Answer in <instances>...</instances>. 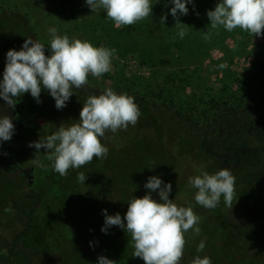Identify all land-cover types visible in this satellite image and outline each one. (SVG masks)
<instances>
[{"label": "trees", "instance_id": "16d2710c", "mask_svg": "<svg viewBox=\"0 0 264 264\" xmlns=\"http://www.w3.org/2000/svg\"><path fill=\"white\" fill-rule=\"evenodd\" d=\"M193 2L194 7L193 4L187 5L188 14L179 17L180 22L187 28V35L183 40L177 36L176 20L170 14L169 9L172 4L169 0H157V2L152 0V14L135 23V28H163L160 31L164 32L156 35L151 41L153 43L160 41L158 46L162 44L171 47L164 52L177 67H174V73L177 74V70L181 72L183 69L184 77L172 78L168 82H158L156 79L154 81H157V86L149 91V84L134 76L132 79L123 80V90L127 91V95L134 97L135 103L140 108V115L146 118L147 124L150 127L157 125L160 145L163 144L164 149L173 156L176 179L172 187L174 202L176 203L178 195L182 194L186 201L185 207L191 205L192 208L194 206L196 208L198 205L194 200L196 189L187 184L184 186L190 187L188 189L182 186L183 181L198 174L197 172L193 174L198 164L202 169L213 172L221 168L230 169L235 177L234 186L241 184L242 181H249V178L244 179V177H249L251 171L240 176L246 162H257L255 164L259 165L260 169L256 171L264 172V42L259 44L252 42L250 39L252 34L239 28L231 32L225 31L223 27L211 29L207 11L213 9L218 0H193ZM10 14L18 16L17 13ZM21 15L20 23L15 18L7 20L3 14H0V78L5 67L6 45L12 44L14 48H20L14 36L5 34V28H30L29 32L33 39L42 42L33 30L35 26L32 19L25 13ZM95 15L88 11L84 18L76 23L77 28H97L94 26L93 17L102 21L103 28H115L113 21L106 17L103 10ZM56 19V26L69 25L73 28L70 19L64 18L61 12L56 14ZM208 30L212 32V36L209 40H205L203 33ZM165 32L171 37L164 34ZM30 34H27L28 37L31 36ZM172 39L174 42L171 41ZM143 44L145 47V43ZM136 49V52L139 51L141 54L139 55L141 62L147 63L146 49L138 47ZM45 51L48 54L47 48ZM214 51L219 52L220 56L214 58L212 56ZM147 52L149 53V50ZM251 56L252 61L245 60ZM183 58L185 62L182 61ZM209 59L214 66L219 67V72L216 74V83H220L219 87H216L215 82L211 85L207 84L211 70L205 67ZM162 64L163 61H158V65L162 66ZM187 66L189 69L186 73L184 67ZM113 79L116 82L117 79ZM133 83L136 88L132 92L130 88ZM74 91L67 104L75 106L77 103L82 107L88 94L81 89ZM41 93L50 96L44 90ZM23 102L34 117L32 132L37 133L41 139L55 132L60 125L67 126L73 123L69 109L51 120L41 116L40 111L37 110L38 103L29 93L24 94ZM36 151L35 148H29L30 161L39 159L47 166V170L37 167L40 176L31 191H17L10 186L12 184L10 182L7 183L5 190L0 189V219L6 221L4 223L0 221V231H6L10 242L8 248L11 252L12 250L15 252L12 255L9 252L10 254L5 257L0 256V259L5 261L10 259L19 261L22 247H38L33 234L37 224L42 227L43 237L50 245L57 242L55 236H50L52 228L56 227L66 229L67 233H70L64 240L66 244L72 235L76 237L74 241L83 242L84 237L76 234L75 220L86 214L97 199L95 191L88 182L77 181L75 171L69 169L68 175L60 176L52 171L51 162L43 153L44 149H40V153ZM182 159L186 160L183 165ZM97 160L101 166L110 165L113 161L109 153L106 159ZM129 165V162L122 164V168H117L106 181L109 189L120 191L122 188L124 191V194L120 195V202L118 201L122 205L121 209L115 208L117 201L112 200V197L107 200L110 214L114 215L118 212L122 218L128 204L121 180L124 178L125 169L130 168ZM1 184L3 185V182H0ZM257 185L264 186L258 183ZM153 193L156 198L157 193ZM235 193L233 199L239 202ZM255 200L259 203L261 198L257 197ZM5 208H10L11 211L5 212ZM219 216L223 217L222 212ZM253 217L257 218V215ZM115 231L121 234V242L117 241V237L116 239L114 236V238L110 237L112 248H115L111 252H115L117 258L122 260L118 264H130V255L132 256L133 253L131 237L118 226ZM191 232L189 230L185 233L186 243L180 264H192L197 255L201 257L206 255L205 250L197 253L196 247L190 243L188 237Z\"/></svg>", "mask_w": 264, "mask_h": 264}, {"label": "clouds", "instance_id": "9594fccd", "mask_svg": "<svg viewBox=\"0 0 264 264\" xmlns=\"http://www.w3.org/2000/svg\"><path fill=\"white\" fill-rule=\"evenodd\" d=\"M92 13L101 10L113 21L117 28L131 26L152 14V0H84ZM157 2V0H156ZM170 14L176 20L177 36L183 40L187 28L179 17L187 15L188 4L193 0H169ZM198 14V13H197ZM210 28L223 27L225 31L239 28L254 36L264 35V0H218L213 9L207 11ZM166 19V17L164 18ZM47 46L32 37H27L19 50L10 48L6 52L5 67L0 78V98L10 109L16 106L17 98L29 93L40 103L42 90L55 101V107H66L74 89H84L89 76L100 77L112 69L115 48L95 46L92 42L68 35H61L55 26L47 28ZM210 30L203 33L209 40ZM46 47L48 54H46ZM140 116V108L133 96L117 93L106 88L99 94L88 95L79 113L78 123L60 125L52 134L43 139L29 142L36 153L44 149L45 158L51 162L52 171L60 176L68 175L69 169H80L94 158L106 159L108 147L102 143L106 132L116 133L134 126ZM15 125L9 116H0V144L10 141ZM33 165L47 170L39 159ZM86 174L77 173V181L85 183ZM188 184L196 189L195 202L214 209L223 198L228 207H233L235 177L228 168L214 173L201 171L189 177ZM147 193L127 201L123 215L108 214L103 209L104 224L101 231L107 233L111 226H118L131 237L133 257L141 258L144 264H180L184 254L185 233L191 230L199 235L201 217L194 213L191 205L178 206L169 198L172 184L161 177L150 176L144 184ZM157 193L154 198L152 193ZM10 212V208H5ZM91 244V242H90ZM205 249L201 239L196 247L197 253ZM96 264H115L107 256L100 255ZM192 264H212L209 256L197 255Z\"/></svg>", "mask_w": 264, "mask_h": 264}, {"label": "rangeland", "instance_id": "374dc122", "mask_svg": "<svg viewBox=\"0 0 264 264\" xmlns=\"http://www.w3.org/2000/svg\"><path fill=\"white\" fill-rule=\"evenodd\" d=\"M88 11L91 10L84 0H0V14H3L7 20L15 18L20 23L22 22L21 13L27 14L34 23L35 28L33 30L46 46L49 42V35L46 30L55 26L61 35L66 34L70 38L86 39L95 46L116 49V54L112 59L111 71L102 74L100 77L89 76L88 84L84 89H81L82 92L88 95L99 94L106 88H112L117 93L126 94L127 91L123 90V80L132 79L134 76L139 77L141 81H146L149 84V91L154 90L157 86V81H154L156 79H158V82H168L172 78L181 79L184 77L185 70L183 69L181 72L177 70V74L174 73L175 63L164 52L170 50L168 48L171 47L162 44L158 46L160 41L154 43L151 41L156 35L164 32L160 31L163 28H135V24L124 26V28H117L116 26L115 28H103L102 21L96 17L93 18L95 19L94 26L97 28H77L76 23L84 18ZM59 12L62 13L64 18L70 19L69 22H71L73 28L69 25L63 27L55 25V21L58 19H56V14ZM10 13H17L18 16ZM92 15L96 16L95 13H92ZM29 31L30 28H5V34L14 36L20 47L28 37L27 34H30ZM164 34L171 37L169 33L165 32ZM30 35L32 37V34ZM239 37L240 35H238ZM250 39L252 42L259 44L264 42V35H252ZM171 41L174 42L173 39ZM8 43H10L9 40ZM143 43H145V47H143ZM137 47L146 49L147 63L141 62L139 57L141 54L139 51L136 52ZM10 48H14V46L7 44L6 52ZM15 49L19 50L20 48L15 47ZM212 56L217 58L220 55L219 52L214 51ZM246 59L253 60L252 56ZM158 61H163L162 66L158 65ZM182 61L185 62V58ZM184 68L187 73L189 67ZM205 68L211 70L207 84L216 83V74L219 72V67L214 66L209 59L206 61ZM239 73L241 72L239 71ZM113 78L117 79L116 82ZM131 86L130 90L133 92L136 85L133 83ZM219 86L220 83H216V87ZM66 107L57 109L54 99L41 93L37 110L40 111L42 117L53 120L69 109L73 123H78L82 107L77 103L75 106L67 104ZM53 108L56 109L53 110ZM4 113H7V111L0 113V116H4ZM147 123L146 118L140 115L134 126L129 125L126 129L118 130L116 133L106 132L102 143L109 149V155L113 160L110 165L101 166L98 163L99 161L94 158L91 163L80 169H72L75 173L84 172L86 174V182L90 184L91 189L95 191L97 196L90 210L82 215L80 219L75 220L76 234L84 237L83 242L74 241L76 237L72 235V238L66 244L64 240L69 237L70 233H67L66 229L56 227L55 229L52 228L50 236H55L57 242L50 245L43 237L42 227L37 224L33 234L38 247H22L19 261L0 259V264H96L100 255L114 260L115 264L121 263L122 260L117 258V254L111 252L115 248H112L113 243L111 244L109 239L110 237H115V239L117 237V241L121 242V234L115 231L116 226H111L107 233L101 231V226L104 224L102 210L107 209L108 211L110 208V205H107V200L112 197V200L120 202V195L124 194V191L122 188H120V191L119 189H109L106 185L107 178L115 173L122 164L130 163V168L125 169L124 178L121 180V185L127 195V201L134 197H142L147 193L148 190L144 188V184L150 176L158 174L164 182H170L172 187L176 183L173 156L164 149L163 144L160 145L157 125L154 124V127H150ZM185 163L186 160L182 159L181 164ZM255 163L246 162L244 169L241 170L242 173L239 174L241 177L250 171L251 173L248 174L249 177H244V179L249 178V181H242L241 184L234 186L235 195L240 201L236 202L233 199L232 208L224 204L223 198L214 209H206L200 205H196V208L193 207L194 213L201 217L199 223L201 232L199 235L191 232L188 238L195 247L201 239L205 240V254L211 258L212 264H264V186L257 185V183L264 185V172L256 171L260 167ZM201 169L198 164V167L193 170V174L197 172L196 175H199L201 171L214 173L213 170ZM188 179L183 181L182 187L184 189L190 188L187 187L189 185ZM185 184L187 186H184ZM152 196L154 197V193H152ZM257 197L261 198L259 203L255 200ZM169 198L175 201L173 192L169 194ZM117 202L115 208L121 209L122 205ZM176 204L178 206L186 205L185 197L182 194L178 195ZM197 208L199 209L197 210ZM111 210L113 211V209ZM218 210L222 212L223 217L219 216L220 212ZM108 214H110L109 211ZM256 215L257 218L253 217ZM109 234L111 235L108 236ZM7 236L6 231H0V256L3 257L8 256L11 252V249L8 248L10 242ZM13 252L14 250H12L11 255ZM129 262L130 264H144L141 258L131 255Z\"/></svg>", "mask_w": 264, "mask_h": 264}, {"label": "flooded vegetation", "instance_id": "af4514ba", "mask_svg": "<svg viewBox=\"0 0 264 264\" xmlns=\"http://www.w3.org/2000/svg\"><path fill=\"white\" fill-rule=\"evenodd\" d=\"M23 96L17 98L18 102L14 109H10L0 98V113L7 111L4 114L11 117L15 125L12 139L0 144V182H3L0 188L5 190L7 183L10 182L12 183L10 186H13L17 191L29 192L40 174L37 171V166H34L30 161L28 145L31 141H37L40 136L32 132L34 117L25 106ZM0 221L6 222L3 218Z\"/></svg>", "mask_w": 264, "mask_h": 264}]
</instances>
